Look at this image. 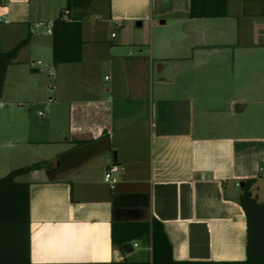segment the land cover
<instances>
[{
    "label": "crops",
    "instance_id": "obj_1",
    "mask_svg": "<svg viewBox=\"0 0 264 264\" xmlns=\"http://www.w3.org/2000/svg\"><path fill=\"white\" fill-rule=\"evenodd\" d=\"M226 2L224 16L192 18L191 0H105L82 22V60L54 66L48 27L75 13L68 0H0L2 50L30 38L0 93V179L42 166L16 177L32 264L130 260L112 224L153 218L176 262L247 260L237 184L255 180V196L264 182V0Z\"/></svg>",
    "mask_w": 264,
    "mask_h": 264
},
{
    "label": "trees",
    "instance_id": "obj_2",
    "mask_svg": "<svg viewBox=\"0 0 264 264\" xmlns=\"http://www.w3.org/2000/svg\"><path fill=\"white\" fill-rule=\"evenodd\" d=\"M94 0H68L67 9L53 21V54L54 66L63 63H77L82 60L83 39L82 22ZM227 0H216L215 6L210 0H191L192 18L224 16ZM222 7V10H221ZM0 22V93L2 92L8 69L16 63L20 51L28 45L27 37L8 51L1 47ZM41 164L15 169L0 179V264H32L30 262V190L26 184L16 182V177L41 168ZM255 180H244L241 183L243 193L239 203L246 215L247 260L232 263L211 264H264V202L252 195ZM112 244L122 253L134 252V244H146L151 248V259L130 261L123 259L110 263L91 264H194L176 262L172 258V244L165 232L164 224L153 218L148 222L113 223L111 228ZM7 240V243H3ZM207 264V263H205Z\"/></svg>",
    "mask_w": 264,
    "mask_h": 264
},
{
    "label": "rangeland",
    "instance_id": "obj_3",
    "mask_svg": "<svg viewBox=\"0 0 264 264\" xmlns=\"http://www.w3.org/2000/svg\"><path fill=\"white\" fill-rule=\"evenodd\" d=\"M105 0H95V3L93 5H91L89 7V9L87 10L86 14L87 16V20H91L92 18L96 17V18H101V14H99L98 12L96 13L95 11H97L96 9L99 10L100 5H104ZM104 7V6H103ZM95 12V13H94ZM101 22V21H100ZM43 63V67L44 68L46 66V63L43 62L42 60H40ZM49 65V64H48ZM51 70L54 72V66L50 65ZM48 78V77H46ZM54 80V77H49L48 80L49 82H52ZM44 95H43V104L44 101H48L49 96L52 94L50 93V89L48 87L45 88V91H43ZM10 108V107H9ZM24 108H26V112L32 116H34L36 119H38L39 115L38 113L40 111L44 112V108L42 106H38V104L36 103L34 106L25 103ZM42 120V119H41ZM259 188V190H258ZM259 193V200L260 201H264V182H261L260 185H256L255 186V190H254V194L255 196L258 195ZM147 245L146 244H142L141 242V247L135 249V251L133 252V254L130 255L129 259L130 260H139V259H145L147 257L148 251L146 249Z\"/></svg>",
    "mask_w": 264,
    "mask_h": 264
},
{
    "label": "built area",
    "instance_id": "obj_4",
    "mask_svg": "<svg viewBox=\"0 0 264 264\" xmlns=\"http://www.w3.org/2000/svg\"><path fill=\"white\" fill-rule=\"evenodd\" d=\"M66 15H68V12H66ZM41 27H43V23H39V24L36 25V28H38V29L41 28ZM52 29H53V23H51V24L49 25V27H48V32H49V33H52ZM112 36L115 37L116 35H115V34H112ZM35 65L42 66V67L44 66L43 63L40 62V61L37 62ZM45 68H46L49 72L51 71V67H50V66L46 65ZM51 73H52V72H51ZM4 106H5V103L0 99V109L3 108ZM113 171H114L113 168L110 169V170L107 172V174H106V176H105V179H106L107 182H109V183L111 184L112 187H115L116 184H117V180L113 177ZM237 186H238V187H241V184L238 183ZM134 246L137 247V244H134Z\"/></svg>",
    "mask_w": 264,
    "mask_h": 264
},
{
    "label": "water",
    "instance_id": "obj_5",
    "mask_svg": "<svg viewBox=\"0 0 264 264\" xmlns=\"http://www.w3.org/2000/svg\"><path fill=\"white\" fill-rule=\"evenodd\" d=\"M162 23H164V22H162ZM141 25V23H138V26H140ZM54 166V164H49L48 166H47V169H49V168H52ZM116 260H118V255H117V257H116Z\"/></svg>",
    "mask_w": 264,
    "mask_h": 264
}]
</instances>
